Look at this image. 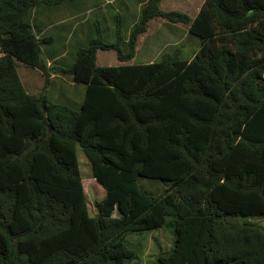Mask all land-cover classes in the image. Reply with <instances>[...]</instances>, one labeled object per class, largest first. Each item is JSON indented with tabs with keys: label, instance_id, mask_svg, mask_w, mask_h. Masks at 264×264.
<instances>
[{
	"label": "trees",
	"instance_id": "obj_1",
	"mask_svg": "<svg viewBox=\"0 0 264 264\" xmlns=\"http://www.w3.org/2000/svg\"><path fill=\"white\" fill-rule=\"evenodd\" d=\"M63 0H0V264H127V236L167 224L159 264H264V0H202L193 17L146 0L127 38L100 24L69 65L49 64L33 9ZM155 17L199 39L133 63ZM114 50L117 65H97ZM40 71L29 93L19 64ZM85 84L78 108L50 101L53 74ZM34 143V146L27 148ZM105 190L90 215L76 147ZM142 178L159 180L151 185ZM116 212V213H115Z\"/></svg>",
	"mask_w": 264,
	"mask_h": 264
},
{
	"label": "rangeland",
	"instance_id": "obj_2",
	"mask_svg": "<svg viewBox=\"0 0 264 264\" xmlns=\"http://www.w3.org/2000/svg\"><path fill=\"white\" fill-rule=\"evenodd\" d=\"M145 2L146 0H63L61 4L50 6L53 12L46 11V5L36 7L31 13L34 31L41 30V35L52 37L51 41L42 46L43 57L49 64L53 63V59L60 65L71 64L76 49L86 45L88 39L94 36L97 21L104 40L113 41L117 13L122 18L123 37L127 38L131 25L137 21ZM201 2L202 0H161L160 8L178 10L193 17ZM169 23L161 17L151 19L147 31L139 36L135 55L130 62L144 63L156 60L175 44L182 50V57L189 58L197 48L199 39L187 33L186 25L179 23L178 27L169 28ZM50 55L55 57L51 60ZM96 63L106 66L117 65L119 62L114 50H98ZM17 70L29 93L41 91L44 77L40 71L21 63ZM46 94L50 101L78 108L84 98L85 84L73 82L69 74H53L46 84ZM76 153L88 211L90 215H94V202L104 196L105 190L92 177L90 162L80 146L76 147ZM141 181L153 186L155 183L164 186L159 180L142 178ZM224 219L235 224L251 222L264 226V216L231 215ZM127 239L136 250V257L127 264H159L157 256L170 250L173 245L172 229L167 224L142 233H130Z\"/></svg>",
	"mask_w": 264,
	"mask_h": 264
},
{
	"label": "crops",
	"instance_id": "obj_3",
	"mask_svg": "<svg viewBox=\"0 0 264 264\" xmlns=\"http://www.w3.org/2000/svg\"><path fill=\"white\" fill-rule=\"evenodd\" d=\"M199 6H200V5H199ZM52 7H53V6H52ZM52 7H46L45 10H46V11H49V12H51V11L53 12V8H52ZM198 9H199V7H198ZM198 9H197V10H198ZM196 12H197V11H196ZM194 15H195V14H194ZM194 15H193V16H194ZM168 25H169V26H168L169 28H176V27H178L179 23H169ZM186 31H187V28H186ZM144 33H145V32H144ZM142 34H143V33H142ZM142 34H140V35H142ZM140 35H139V36H140ZM138 39H139V37H138ZM144 42H145V41H144ZM137 43H138V40H137ZM192 52H193V51H192ZM54 57H55V56H51V55L49 56V58H50L51 60H52V58H54ZM47 61H48V60H47ZM48 63H49V61H48Z\"/></svg>",
	"mask_w": 264,
	"mask_h": 264
},
{
	"label": "water",
	"instance_id": "obj_4",
	"mask_svg": "<svg viewBox=\"0 0 264 264\" xmlns=\"http://www.w3.org/2000/svg\"><path fill=\"white\" fill-rule=\"evenodd\" d=\"M34 146V143H32L27 149L30 150Z\"/></svg>",
	"mask_w": 264,
	"mask_h": 264
}]
</instances>
